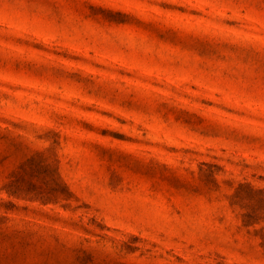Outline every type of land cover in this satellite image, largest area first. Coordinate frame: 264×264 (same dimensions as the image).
I'll return each instance as SVG.
<instances>
[{"label":"rangeland","instance_id":"rangeland-1","mask_svg":"<svg viewBox=\"0 0 264 264\" xmlns=\"http://www.w3.org/2000/svg\"><path fill=\"white\" fill-rule=\"evenodd\" d=\"M0 264H264V0H0Z\"/></svg>","mask_w":264,"mask_h":264}]
</instances>
